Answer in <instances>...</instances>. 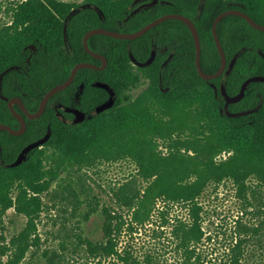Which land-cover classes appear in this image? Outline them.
Segmentation results:
<instances>
[{"label":"trees","instance_id":"obj_1","mask_svg":"<svg viewBox=\"0 0 264 264\" xmlns=\"http://www.w3.org/2000/svg\"><path fill=\"white\" fill-rule=\"evenodd\" d=\"M134 1L85 0L75 4L63 0H0V12L10 20L0 27V74L12 65L24 67L21 72L11 71L4 76V96L19 97L29 112H37L47 92L64 83L78 63L100 61L84 48V36L92 29L133 33L164 15H184L198 29L203 71L214 74L221 67L212 30L219 14L239 9L264 25V0H159L156 6L143 9L126 21L134 10ZM83 4L92 7L80 9ZM95 7L103 11L104 18ZM74 9L80 10L69 22L68 50L64 27ZM217 32L228 62L240 54L227 78L221 75L205 80L199 74L191 30L183 21L171 19L135 40L91 37L90 49L107 58V67L79 70L72 85L50 99L40 118L29 119L15 105L25 117L27 128L22 135L0 131V217L14 208L28 217V223L12 241L16 251L10 264H20L28 249L40 239L32 236L43 208L42 194L62 169L124 158L133 160L139 181L146 185L139 189L138 179L125 182L115 193L120 209L102 208L103 240L95 242L79 231L74 234L77 246H84L86 253L98 260L97 264L109 259H113L109 264H161L156 255L146 254L142 260L132 248L120 251L118 246L124 231L134 233L151 223L158 202L162 201L165 205L189 208V220L176 218L174 223H164L172 227L182 264H202L196 253L205 237L199 200L207 188L230 181L252 207L250 197L256 198V190L248 185L249 179L256 177L264 185V83H251L244 98L229 105L230 113L259 108L239 117L225 113L220 92L217 94L211 86L213 83L220 88L224 82L227 93L235 96L248 78L264 76V57L258 52L264 53V31L253 28L242 17L229 15L220 21ZM129 45L140 62L147 61L156 50L153 64L147 68L129 64ZM33 47L37 54H33ZM87 78L112 86L117 95L115 105L82 124L64 123L52 104L70 91L79 93L80 84ZM144 82H148V87L133 97L131 90ZM88 85L86 81V88ZM98 90V103L102 104L109 94L104 88ZM0 124L20 128V122L1 96ZM49 131L50 139L30 151L24 163L14 168L2 166L14 162L27 145ZM47 150H52L51 154ZM223 154L228 157L218 160ZM124 209L130 213V221L119 211ZM243 219L240 217L234 223L228 261L223 264H241L244 247L255 235L264 238V221L255 227L243 224ZM261 246L260 253L264 255L263 241Z\"/></svg>","mask_w":264,"mask_h":264},{"label":"rangeland","instance_id":"obj_2","mask_svg":"<svg viewBox=\"0 0 264 264\" xmlns=\"http://www.w3.org/2000/svg\"><path fill=\"white\" fill-rule=\"evenodd\" d=\"M81 4L85 0H63ZM10 20L0 12V27ZM148 87V82L131 90L133 97ZM52 150H47L51 154ZM223 154L218 160L227 158ZM51 166L55 165L49 164ZM137 165L132 159L102 160L87 167L67 166L42 194L43 208L36 221L37 231L32 238L40 239L31 246L20 264H97V259L89 256L85 247L79 245L75 232L84 231L91 240H103L102 208L104 206L120 209L115 193L127 181L137 180ZM137 180L136 186L142 189L146 184ZM251 189L256 190V198L250 197L252 207L246 204L238 194V188L230 181L207 188L199 202L203 206L204 241L199 244L196 253L202 264H223L228 261L231 234L235 221L243 217V224L259 225L264 221V185L256 177L248 181ZM152 221L139 227L134 233L124 231L119 241V250L132 248L134 255L144 259L146 254L156 255L161 264H182L184 262L176 252V242L171 234V225L176 218L189 220V208L184 205H165L158 202ZM130 221L129 212L119 210ZM161 211L165 214L162 215ZM243 212H247L245 216ZM256 213V216L253 213ZM28 217L19 214L14 208L0 217V264H10L15 257L16 248L12 241L26 228ZM166 225V226H165ZM211 236V239L208 237ZM32 239H30L31 241ZM261 241L264 238L255 235L252 242L244 247L241 264H264ZM54 254H58L54 258ZM113 259L106 260L109 264ZM223 261V262H222Z\"/></svg>","mask_w":264,"mask_h":264},{"label":"water","instance_id":"obj_3","mask_svg":"<svg viewBox=\"0 0 264 264\" xmlns=\"http://www.w3.org/2000/svg\"><path fill=\"white\" fill-rule=\"evenodd\" d=\"M158 1L159 0H153L152 2L147 4L146 6H148V7L155 6V5H157ZM201 1L204 2L205 0H201ZM137 2H138V0H136L132 4V6H134ZM90 7H92L91 4H83L80 9H85V8H90ZM80 9H74L69 14V16L66 18V21H65L64 37H65V44H66L68 50H69V43H68V26H69V22H70L71 17L73 15H75ZM95 9L99 12V14L102 16V18H104L103 11L100 8H98V7H95ZM140 9L141 8H137V9L133 10L131 12V14L128 16V18L126 19V21L128 19H130L131 17H133L135 14H137L140 11ZM229 15H236V16L242 17V18L246 19L248 21V23L253 28H255L257 30H260V31H264V25L257 23L247 13H245V12L239 10V9H230V10L224 11L221 14H219L217 16L216 20L214 21L212 30H213V35H214V38H215V41H216V46H217L219 54L221 56V67L214 74H206L203 71L202 66H201L202 46H201V40H200L198 29H197V27H196V25H195V23L193 22L192 19H190V18H188V17H186L184 15H181V14L164 15V16L159 17L156 20L152 21L151 23L147 24L142 29H140V30H138L136 32H133V33H123V32H120V31L108 30V29H105V28H96V29H92L89 32H87L86 35L84 36V40H83L85 50L89 54H91L92 56L100 59L103 62V65L98 67V66L93 65L91 63H84V62L78 63L72 69L70 77L64 83H62V84H60L58 86H55L54 88H52L50 91L47 92V94L44 96V98L42 99V101L40 103V107H39L38 111L35 112V113L29 112V110L27 109L26 105L23 103V101L20 98L9 99L8 97L4 96L3 89H2V80H3L4 76L8 72H10L11 70H16L17 67L13 66V67H10V68L6 69L5 71H3L0 74V96L4 100H6L8 102L9 109L13 113L14 117L20 122V128L18 130H16V129L12 128L9 125L0 124V131L1 130H6V131L10 132L13 135H22V134H24L25 131H26V128H27V122H26L25 117L16 110L15 105H18L21 108L22 112L29 119H31V120L38 119V118H40L43 115V113L46 110V107H47L50 99L55 94H57L58 92L67 89L73 83V81L75 80L76 75H77L79 70L85 69V68L94 69V70H103V69L106 68V66L108 64L107 58L104 57L103 55L99 54V53L93 52L90 49V47H89V39L91 37L95 36V35H105V36H109V37L116 38V39H121V40H135V39L140 38L141 36L145 35L148 31H150L154 27L158 26L159 24H161V23H163V22H165L167 20H171V19L180 20V21H183L184 23L187 24V26L189 27V29L191 30V32L193 34L194 41H195V46H196V65H197L199 74L205 80L216 79V78L220 77L224 73H225V78H227L228 75L230 74L231 70L234 67V63L230 64L229 69L225 72V69L227 67V57H226L224 48H223V46L221 44V41L219 39L218 32H217V27H218V24L220 23V21L222 19H224L225 17L229 16ZM33 49H34V53H36L37 49L35 47ZM128 52H129V55H130V58H131L132 62L136 63L135 65H137L139 67H142V68H147V67L151 66V64L155 60L156 53H157L156 50H153L151 56L149 57V59L147 61L139 62L134 57L133 52H132V48H131L130 45L128 46ZM254 82H263L264 83V76H253V77L248 78L243 83L240 92L236 96H230L227 93V90H226V87H225L224 83H222V85L220 86V91L222 93V97L226 101L225 113L228 116H230V117H239L241 115H247L248 113L255 112V111H257L259 109V108H255L252 111L243 112V113H230L228 111V108H227L228 105L234 104V103H237V102L241 101L244 98L245 94H246V90H247L248 86L251 83H254ZM98 86H100V87H102L104 89H107L110 92L109 100L107 102H105L104 104H101L100 106H98L97 109H96L97 113H101V112H103V111H105L107 109H111L115 105L116 100H117V95H116V92L113 89V87H111L110 85H108L106 83H99ZM211 86L214 88L215 92L218 93V90H219L218 87L215 84H213V83L211 84ZM71 111H73L76 114L75 123L82 122L85 119V117H86L85 113H83V112H81L79 110H71ZM50 136H51V132L49 131V132H47V134L43 138H41L39 140H36V141L32 142L31 144L27 145L20 152L19 156L17 157V159L14 162H12L10 164H3L2 163V166L4 168H14V167H17V166L21 165L22 163H24L26 161L29 152L34 150V149H36V148L42 147L50 139Z\"/></svg>","mask_w":264,"mask_h":264},{"label":"flooded vegetation","instance_id":"obj_4","mask_svg":"<svg viewBox=\"0 0 264 264\" xmlns=\"http://www.w3.org/2000/svg\"><path fill=\"white\" fill-rule=\"evenodd\" d=\"M136 1V0H135ZM134 1V2H135ZM153 0H138V2L132 6V8L137 9V8H141V10L143 9H146V8H149L148 6H146L147 4H149L150 2H152ZM133 2V3H134ZM132 3V4H133ZM159 3V1H158ZM157 3V4H158ZM156 6V5H155ZM139 11V12H140ZM34 48V47H33ZM32 48V51H33V54H37L34 53V49ZM85 48V47H84ZM94 52V51H93ZM259 54L264 57V53L262 51H258ZM96 53V52H95ZM91 55V54H90ZM240 54H238L236 56V58H234L231 62H228L227 61V67L225 69V72L229 69V66L230 64H235L236 61H237V58L239 57ZM94 57V56H93ZM96 58V57H95ZM156 58V57H155ZM98 59V58H96ZM100 60V59H98ZM236 60V61H235ZM28 61H29V58H28ZM132 61V60H131ZM140 62V61H139ZM154 62V61H153ZM84 63H91L93 65H96L98 67L102 66L103 65V62L100 60L99 62H84ZM101 64V65H99ZM129 64H136L134 62L132 63H129ZM153 64V63H152ZM13 66H16L17 69L16 70H11V71H15V72H21L22 71V68H24L22 65H12L10 67H13ZM137 66V65H136ZM8 67V68H10ZM107 67V66H106ZM139 67V66H138ZM6 68V69H8ZM5 69V70H6ZM4 70V71H5ZM10 71V72H11ZM9 73V72H8ZM7 73V74H8ZM224 75V78H225V73L222 74ZM15 77V76H14ZM86 81L89 82V85H88V88H86ZM74 82V81H73ZM99 83H102L99 79H94L93 81H91V79L87 78L84 80V82H82L80 84V92L79 93H76L73 91H70L65 97L64 99L60 100V101H56L52 104L53 108L55 109V113L56 115L58 116V118L63 121L64 123H67V124H70V125H77V124H82L83 122L87 121L88 119L92 120L95 116H98L99 114L109 110H105L101 113H97L96 112V109L98 106L101 105V103H98L99 102V99H100V92L98 89L102 88L100 86H98ZM224 83V82H222ZM221 83V85H222ZM72 85V84H71ZM220 85V86H221ZM225 85V84H224ZM112 87V86H111ZM219 92H220V95H221V99L224 100L225 104H224V111H225V107H226V101L225 99L222 97V93L220 91V88H218ZM108 94H109V97L107 98V100L105 102H107L110 98V92L105 89ZM116 92V91H115ZM218 94V93H217ZM236 96V95H235ZM13 98H19V97H13ZM12 99V98H11ZM21 99V98H20ZM22 100V99H21ZM117 101V100H116ZM104 102V103H105ZM102 103V104H104ZM231 105V104H230ZM229 107V105H228ZM227 107V108H228ZM71 110H79L83 113H85V119L80 122V123H75V120H76V114L71 111Z\"/></svg>","mask_w":264,"mask_h":264}]
</instances>
